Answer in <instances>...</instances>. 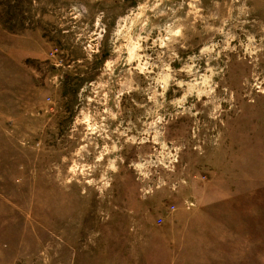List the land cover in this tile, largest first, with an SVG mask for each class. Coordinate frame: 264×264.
<instances>
[{"label":"rangeland","instance_id":"obj_1","mask_svg":"<svg viewBox=\"0 0 264 264\" xmlns=\"http://www.w3.org/2000/svg\"><path fill=\"white\" fill-rule=\"evenodd\" d=\"M0 264H264V0H0Z\"/></svg>","mask_w":264,"mask_h":264}]
</instances>
